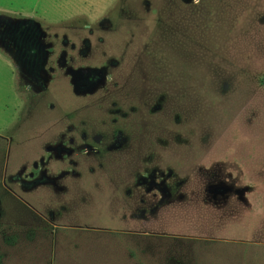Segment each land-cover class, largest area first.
I'll list each match as a JSON object with an SVG mask.
<instances>
[{
  "label": "rangeland",
  "instance_id": "374dc122",
  "mask_svg": "<svg viewBox=\"0 0 264 264\" xmlns=\"http://www.w3.org/2000/svg\"><path fill=\"white\" fill-rule=\"evenodd\" d=\"M0 21L50 46L42 90L0 43V264H264V0H0Z\"/></svg>",
  "mask_w": 264,
  "mask_h": 264
},
{
  "label": "flooded vegetation",
  "instance_id": "af4514ba",
  "mask_svg": "<svg viewBox=\"0 0 264 264\" xmlns=\"http://www.w3.org/2000/svg\"><path fill=\"white\" fill-rule=\"evenodd\" d=\"M25 23L26 22L18 23L17 21L5 23L0 21V27H3L0 32L2 35L0 43H5L7 41L11 49V51L8 52L9 56L15 59L19 57L21 64H29L33 67L34 72L30 77V84L32 87H39L43 90L46 83L45 79L48 80V76L46 78H41L38 68L46 57L45 50L49 49L50 46L41 42L42 36L39 37V35H37L38 30H36L32 22H28V25ZM2 24L4 26H2ZM15 59L14 61H16ZM59 64L61 67L66 66L65 54L63 52L60 55ZM69 74L74 84V91L80 90L79 88H83L84 90L91 88L96 82V76L98 75L99 79L103 76V72L94 71L79 73L69 70ZM104 77L105 76H103L102 79H104ZM30 88L31 86H28L27 89L29 90Z\"/></svg>",
  "mask_w": 264,
  "mask_h": 264
}]
</instances>
